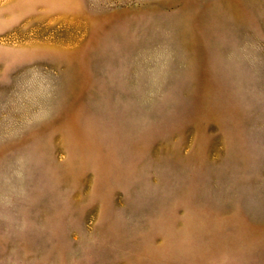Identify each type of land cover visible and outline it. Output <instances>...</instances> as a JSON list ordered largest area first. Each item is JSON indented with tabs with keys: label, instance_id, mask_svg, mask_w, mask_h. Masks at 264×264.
I'll return each mask as SVG.
<instances>
[{
	"label": "rangeland",
	"instance_id": "1",
	"mask_svg": "<svg viewBox=\"0 0 264 264\" xmlns=\"http://www.w3.org/2000/svg\"><path fill=\"white\" fill-rule=\"evenodd\" d=\"M0 264H264V0H0Z\"/></svg>",
	"mask_w": 264,
	"mask_h": 264
}]
</instances>
